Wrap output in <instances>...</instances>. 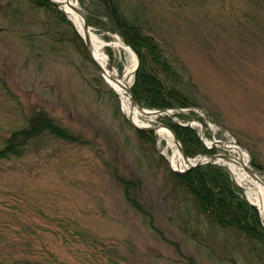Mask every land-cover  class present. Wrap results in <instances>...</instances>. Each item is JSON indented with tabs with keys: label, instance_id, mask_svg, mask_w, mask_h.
Instances as JSON below:
<instances>
[{
	"label": "rangeland",
	"instance_id": "rangeland-1",
	"mask_svg": "<svg viewBox=\"0 0 264 264\" xmlns=\"http://www.w3.org/2000/svg\"><path fill=\"white\" fill-rule=\"evenodd\" d=\"M8 1L0 0V147L35 111L84 143L44 134L21 156L0 160V264H255L240 249L245 238L236 247L221 230L186 219L179 196L171 197L165 144L138 137L84 45L61 40L72 35L67 23L58 28L50 12L26 0H14L17 13L8 16ZM79 2L86 13L97 8ZM121 6L184 63L187 92L216 127L211 136L236 141L264 175V0ZM94 30L116 42L114 34ZM104 51L121 73L134 70L127 52ZM115 173L130 182L148 215L131 204Z\"/></svg>",
	"mask_w": 264,
	"mask_h": 264
},
{
	"label": "trees",
	"instance_id": "trees-1",
	"mask_svg": "<svg viewBox=\"0 0 264 264\" xmlns=\"http://www.w3.org/2000/svg\"><path fill=\"white\" fill-rule=\"evenodd\" d=\"M92 1L97 2V8L87 12L89 24L100 30L119 33L139 57V67L132 89L141 105L150 108H185L197 105L187 92L192 83L186 78L187 69L183 62L173 53H168L153 36L146 34L137 18L124 12L121 0ZM26 2L30 6L50 12L58 28L66 22L72 35L68 38L64 36L62 39H68L73 45H83L72 22L49 0ZM14 4V0L7 2L8 16L10 13H17L13 8ZM86 57L90 59L87 51ZM177 115L184 120L200 118L193 111ZM160 121L175 130L188 156L214 152L203 145L194 128L181 126L167 116L160 117ZM136 133L142 141L155 146L157 136L154 132L136 130ZM44 134L73 143H84L78 135L56 123L46 112L35 111L29 116L25 127L13 130L5 138L4 145L0 147V160L21 156L33 141ZM162 160L164 161V158ZM252 164L259 168L255 158L252 159ZM166 166V176L172 183L171 197L179 196L176 198L177 204L179 208H183L186 219L189 222L193 220L197 227L206 228L207 223L211 229L214 228L217 232L221 230L222 235L233 237V245L236 247V239L245 238L248 244L240 248L243 254L256 257L255 264H264L263 221L257 209L244 197L242 188L232 180L229 170L225 166L208 164L180 173ZM115 174L117 180L124 186L126 197L131 204L142 214L148 215V209L131 193L130 182L123 175ZM136 185L134 183V186ZM201 216H205L207 222H204ZM185 229L188 230L187 227ZM191 236L197 238L195 232ZM190 264L196 263L190 260Z\"/></svg>",
	"mask_w": 264,
	"mask_h": 264
},
{
	"label": "bare ground",
	"instance_id": "bare-ground-1",
	"mask_svg": "<svg viewBox=\"0 0 264 264\" xmlns=\"http://www.w3.org/2000/svg\"><path fill=\"white\" fill-rule=\"evenodd\" d=\"M54 2L61 4V9L67 13L70 19L76 24L79 32L82 36H87L90 41L91 51L94 56V59L106 69V78L108 79L109 84L117 91L121 99V106L125 114H133L132 120L135 123L142 124L146 123L142 120V116L151 114L149 110H143L139 106H132L131 97H130V84L131 76L134 73L133 69L128 67L125 72L121 73L117 68L109 66V57L104 51V48L111 44L119 51L123 50L127 52L132 60L133 65L136 64V57L130 45H126L124 40L116 35V42L107 43L105 40L101 39L96 33L90 29L87 33L84 32V20L83 18L75 11L73 6H78V0H52ZM69 2L73 4L70 5ZM155 39V38H154ZM156 40V39H155ZM157 41V40H156ZM161 45L159 41H157ZM162 46V45H161ZM163 47V46H162ZM164 48V47H163ZM165 49V48H164ZM124 53V52H123ZM125 54V53H124ZM114 78H117L120 81H116ZM200 123V122H199ZM202 125V124H201ZM215 129L214 126L211 125ZM161 139L167 141L168 148L171 150L169 155V160L171 165L174 168H182L186 164L183 160L182 154L179 151L177 144L174 142V134L167 128H160L157 131ZM207 143L213 144L212 142L207 141ZM221 145L228 151H231V154L237 159L232 158V156L223 155L218 158V161L228 165L230 170L233 172L236 181L243 186L245 193L248 199L253 202L256 207L259 209L261 215L264 217V182L258 175H253L246 166L249 163V157L247 150H245L241 145L233 140H223ZM199 158V160H203ZM208 165V164H207ZM204 219V222H207L205 216H201Z\"/></svg>",
	"mask_w": 264,
	"mask_h": 264
},
{
	"label": "water",
	"instance_id": "water-1",
	"mask_svg": "<svg viewBox=\"0 0 264 264\" xmlns=\"http://www.w3.org/2000/svg\"><path fill=\"white\" fill-rule=\"evenodd\" d=\"M50 1L52 3H54L56 6H58V7L61 8V4L60 3L54 2L52 0H50ZM69 4L73 6V4L71 2H69ZM73 7L75 8V11L83 18V20H84V30L86 32H88V30H89L90 27H89L88 20H87V17L85 15V13L80 8H78L76 6H73ZM85 45H86V48L88 49V51L90 52L92 59H94V56H93L92 51H91L90 41H89V39H88L87 36L85 38ZM96 64L99 67V69L102 72V74L104 76H106L105 73L108 74V72H106V69L104 67H102L98 62H96ZM114 79L117 82L120 81L117 78H114ZM130 96H131V100H132L133 105L137 104V101L134 98V95L132 93V90H130ZM161 111H165V112L168 113V110H161ZM157 112L160 113V110H158ZM128 119L138 129H146V130L156 131L159 128L167 127L174 134V139H175L176 143L178 144L179 149H180V151L182 153V156H183L186 164L189 166V168L198 167V166L205 165V164H208V163H217L218 158L221 157V156H223V155L231 156L230 154H221L220 153V154L210 155L207 160L191 159L188 156H186V154L184 153V150L182 148V145H181L180 141L178 140V138L176 136L175 131L172 128H170L169 126H164V125H160V124H152V125H148V126H140V125L134 124V122L132 121V115L128 116ZM232 158L237 159L235 156H232ZM246 166L248 167V170L253 175H258L263 180V182H264V177H262L250 164H246Z\"/></svg>",
	"mask_w": 264,
	"mask_h": 264
}]
</instances>
